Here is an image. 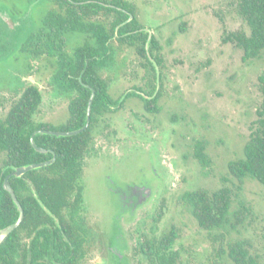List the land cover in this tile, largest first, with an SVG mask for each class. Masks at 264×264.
<instances>
[{
    "label": "rangeland",
    "instance_id": "1",
    "mask_svg": "<svg viewBox=\"0 0 264 264\" xmlns=\"http://www.w3.org/2000/svg\"><path fill=\"white\" fill-rule=\"evenodd\" d=\"M128 1L155 38L153 52L160 63L151 58L152 70L133 47L113 40L112 63L101 73L113 97L151 92L159 110L145 111L140 98L131 95L95 124L81 173L88 250L79 264H151L139 243L171 226L177 231V264H229V245L235 241L264 264V186L251 178L240 185L227 168L228 161L243 156L263 100L264 58L244 60L230 39L238 31L249 33L237 0ZM56 7L55 0H0L2 17L28 16V33ZM94 19L108 25L109 18ZM84 36L68 33L64 49L70 52ZM22 42L17 38L8 47L0 45V117L31 82L42 94L34 120L57 125L68 117L70 93L51 82L54 65L46 55L22 51ZM198 142L210 160L206 167L193 154ZM2 158L0 153V164ZM224 185L232 191V208L243 201L249 212L244 226L216 236L220 231L210 234L198 225L181 194ZM146 192L133 207L136 195ZM220 247L227 262L217 255Z\"/></svg>",
    "mask_w": 264,
    "mask_h": 264
},
{
    "label": "trees",
    "instance_id": "2",
    "mask_svg": "<svg viewBox=\"0 0 264 264\" xmlns=\"http://www.w3.org/2000/svg\"><path fill=\"white\" fill-rule=\"evenodd\" d=\"M57 7L49 8L38 27L22 42V51L32 56L45 54L54 65L51 82L61 92H69L68 117L54 125L35 121L42 100L36 83H29L0 117V229L13 223L19 211L10 193L3 188V180L15 167L49 160L50 164L31 169L20 177L10 176L9 183L23 208V219L0 243V264H79L87 254L88 227L82 216L83 160L93 140L95 124L108 112L124 105L129 96L140 98L147 112L158 111L157 96L128 91L123 97H113L108 91V80L102 76L113 59V40L133 47L136 53L154 70L155 38L138 21L134 3L128 0H55ZM239 15L249 27V33L235 32L231 40L239 47L244 60L264 58V0H237ZM102 14L100 16H97ZM95 17L109 18L108 25ZM68 33L84 34L81 44L70 52L64 49ZM149 41V48L146 47ZM263 100L257 109V127L243 147V156L228 161V172L239 184L246 178L255 179L264 186V67L261 75ZM91 90L90 123L73 135H54L39 129L68 131L82 127ZM36 145L47 149L36 150ZM201 143L194 148V156L206 167L210 160ZM238 186L240 188L241 186ZM183 204L198 225L210 232L237 230L244 226L249 208L239 201L232 208V191L224 185L217 190L205 188L186 190L181 194ZM215 236V237H216ZM176 229L159 237L146 238L139 243V251L151 264H177L178 251L173 249ZM217 251L229 264H257L255 258L242 248L241 241ZM223 262V263H224ZM213 264H222L214 262Z\"/></svg>",
    "mask_w": 264,
    "mask_h": 264
},
{
    "label": "water",
    "instance_id": "3",
    "mask_svg": "<svg viewBox=\"0 0 264 264\" xmlns=\"http://www.w3.org/2000/svg\"><path fill=\"white\" fill-rule=\"evenodd\" d=\"M93 96H94V90H91V95L89 97L87 109H86V122L82 127L78 128V129H74V130H68V131L39 129L38 132L65 136V135H73V134H76V133L83 131L84 129H86L88 127V125L90 123V109H91V102H92ZM30 142L36 150L41 151V152L47 151V149L36 145V143L34 142V139H33V135L30 137ZM54 159H55V155H53V157L51 159L46 160V161L31 163L28 165L15 167L8 175L5 176V178L3 180V188L10 193L11 198L13 199V201H14V203H15L18 211H19V215H18V218L13 223H11V224L7 225L6 227H3L0 229V243H2L4 241V239L8 236V234L15 227H17L23 219V208H22L19 200L17 199L13 188L11 187V185L9 183V177L10 176L20 177L21 175H23L28 170L39 168L41 166L50 164L51 162L54 161Z\"/></svg>",
    "mask_w": 264,
    "mask_h": 264
},
{
    "label": "flooded vegetation",
    "instance_id": "4",
    "mask_svg": "<svg viewBox=\"0 0 264 264\" xmlns=\"http://www.w3.org/2000/svg\"><path fill=\"white\" fill-rule=\"evenodd\" d=\"M11 15L12 16L3 15L2 17L0 14V45H2V47L10 45V43L17 40V38L24 39L27 33L29 32V29L31 28L29 27L28 29H26V27H24L25 19L28 17L25 13H21L18 16L14 14H11ZM29 20L31 21V18H29ZM27 21H28V18H27ZM148 193L146 192L140 195H136L135 201L131 202L133 203V207L141 203L143 200H145ZM137 201H141V202H137ZM133 209L134 208H132V210ZM111 250L113 251V249Z\"/></svg>",
    "mask_w": 264,
    "mask_h": 264
}]
</instances>
